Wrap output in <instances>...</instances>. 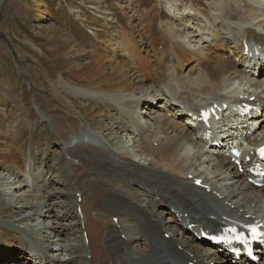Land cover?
<instances>
[{"label": "bare ground", "instance_id": "bare-ground-1", "mask_svg": "<svg viewBox=\"0 0 264 264\" xmlns=\"http://www.w3.org/2000/svg\"><path fill=\"white\" fill-rule=\"evenodd\" d=\"M192 2L196 4L194 0ZM207 5L209 6H206L204 1L200 3L203 8L206 6L214 10L212 5L215 4ZM154 12L158 14V18L165 17L160 11ZM207 13L200 11L211 28L217 25L226 26V22L229 24L232 21V25L229 24L228 27L232 28L231 32L236 41L233 42L232 38L228 37L226 40L220 39L217 32L212 30L205 35L207 29H201L199 25H191L190 31L195 29L197 32L188 33L184 30L190 21H187V15H181L179 19L183 24L178 26L180 34H177V42H169L166 37L163 38L153 31L160 33L156 29V20L147 13L142 22L153 30L142 26L129 32L128 27H123L120 32L117 31L119 38L115 44L104 43L103 48L107 49L109 45L111 50L101 52V48L97 47L89 51L85 69L77 75L75 82L66 80L61 76L62 73L58 75L60 76L57 77L58 86L72 98L94 102L106 97L116 100L117 112L109 114L110 121L105 120V126L100 123L93 130L123 133L126 138L118 140L120 145L125 148V144L132 142L136 154H140L145 160L142 161L141 158L136 160L137 156H133L134 151L122 150L121 146L118 147L112 140H109V146L95 145L80 136L87 134L80 133L75 140L68 142L65 150L69 156L68 165L72 167L74 177L77 179L70 181L68 185V190L72 191V196L67 201L70 208L61 212L54 209L59 207L52 205V209L44 210L42 215L31 213L32 208L46 209L49 193L33 192L36 190L35 183L29 180L30 177L35 179L34 175H30L34 170L30 164L27 166L28 169L23 166L22 170H19L21 159L19 156L15 157V154H18L20 149L16 148L14 154L8 150L6 155L9 166L19 171L12 170L9 178L5 177L8 174L0 177V189L7 193V199L0 201L13 203L18 198L22 200L32 197L31 206L21 205L17 208L22 210L20 214H24L19 221L31 220L37 223L38 219L44 218L49 224V220H54L50 226L40 222L33 226L34 228L6 226L10 227L8 228L10 231H15L18 240L21 241L14 250L21 254L20 257L14 255L7 263L24 264L22 260L31 255L35 258L34 264H75L76 260L79 264H241L228 258L224 251L207 248L204 240L198 237H201L202 233L221 229L232 221L249 223L256 220L258 224L264 226V192L245 182L246 176L239 173L230 162L228 150L225 148L207 150L190 122L186 121L188 119L186 114L209 103L211 105L227 103L230 107V103L234 105L248 103L256 108L249 113L247 119H240L241 124L244 125L246 133L248 129L258 125L249 142L251 145L264 143V80L258 81L253 77L255 67L253 71L248 72L251 76L249 77L238 65L239 62L242 66L246 65L247 56L245 58L243 56L245 45L251 47L249 44L255 43L264 46V34L260 33L264 32L261 30L264 29V0H246L245 3L239 2L235 6L230 4L219 13L213 12L214 16ZM114 16L118 26V19L121 17L115 14ZM245 23L250 25L246 27ZM255 28L260 32L255 31ZM53 31L56 29L53 28ZM167 32L172 34L168 29ZM116 34L114 37H117ZM196 34L201 35L198 37ZM210 36L212 38H207ZM59 39L56 37L54 40ZM194 39L202 44L212 39L211 42L214 41V44H208L202 50H194L192 42ZM78 50L88 51L80 47ZM120 50L127 56L122 63L117 60ZM66 53L67 50L62 52ZM225 53H228L230 59H223ZM59 55L61 54H51L50 57L54 61ZM166 63H170V66H166ZM186 67L188 69L186 75H180L179 73L186 70ZM89 70L96 72L91 78L83 77ZM105 70L108 72V79L123 77L125 80L120 79L109 84L102 82L98 75L107 74ZM133 73L136 74V78L132 76ZM133 80L139 84L138 87H133ZM235 81L239 82V87L235 86ZM164 82L168 84L165 87L169 101L177 105L170 106L166 111L160 105L161 99L156 85ZM173 82H177V85H173ZM145 83L151 84L152 97L131 99L128 93L133 94L137 90L138 93H143ZM105 86L112 88L107 90ZM190 94L194 96L190 97ZM250 97H254V102H249ZM151 101H158L159 105L148 114L157 115L156 125L148 129L137 114L141 105ZM120 103L122 108L119 107ZM162 110L164 114H159ZM91 112L86 111V121L98 116L103 117L99 112L95 115ZM110 123H113L114 127ZM227 123L230 121L218 126L225 129ZM195 125L201 128V125ZM132 128L133 130H130ZM99 133L104 137L106 135L101 131ZM127 134L131 135L129 140ZM221 140L222 146L229 147L235 143L225 138ZM110 146L113 148H109ZM212 151L215 154H208ZM250 151L253 149L248 150L245 155L250 157ZM211 157L216 160L213 169L216 172L225 171V177L214 170L213 172L207 168L203 170L201 165L205 163L204 159ZM32 158L34 162V155ZM242 165L246 164L242 162ZM56 172H59V168ZM189 175L192 176L191 181L188 179ZM55 177L52 175L48 179ZM197 179H201V184L210 191L196 187L194 183ZM27 208L32 209L31 212H26ZM57 212L60 214L59 217ZM165 216L167 220H164ZM66 218L73 220L72 227L67 228L60 224ZM67 231L80 234L79 240L75 237L73 241L69 240V243L52 244L49 237L56 238ZM33 232L39 233V237L33 236ZM44 233H48V237H40ZM84 233L83 239L81 235ZM23 236L29 237L26 239ZM74 242L79 244L76 245ZM1 244L0 253L3 247H9V243ZM76 251L79 254L84 253L81 259L74 255ZM10 253L13 255V250ZM261 258L259 264H264V255Z\"/></svg>", "mask_w": 264, "mask_h": 264}, {"label": "rangeland", "instance_id": "rangeland-1", "mask_svg": "<svg viewBox=\"0 0 264 264\" xmlns=\"http://www.w3.org/2000/svg\"><path fill=\"white\" fill-rule=\"evenodd\" d=\"M194 1L196 4H193L192 0H0V7H3L0 12V177L8 174L5 177L9 178L13 171L18 172L22 170L23 166L28 169L27 166L30 163V166L34 170L30 175L33 176L37 173L36 176H38L39 174H43L42 183L38 179L30 177L29 182L34 181L36 183L34 185L36 190H33V192L41 194L42 191H45V193H49L47 197L50 196L46 203V209L44 207H36L32 208L33 210L31 209V212L30 208H27L26 212H35V214L39 213L43 215L42 212H45L44 210L47 209H52V205L59 207L54 209L60 210L61 212L62 210H69L70 206H67V201L72 196V191L68 190V185L70 181H77V179L74 177L72 167L68 165L69 156L66 155L65 150L68 142L75 140L77 135L85 133L87 136L80 134L85 140H88L85 137L89 135L91 141L96 138L99 141V139L102 140V137H104L99 135V131H101L102 134H106L104 137L105 143L102 144L109 146V140H112L118 147L121 146L118 140H124L126 137L123 133L119 134V131L111 133L110 130H105V132H103V129L98 131L93 130L100 123L102 126H105L106 121H110L109 114L117 112L118 105L116 104V100L113 101L111 100L112 97H106L107 99L101 98V101L95 100L94 102V100L83 101L82 99L72 98L65 93L66 91L63 88L58 86L57 77H60L58 75L62 73L61 76L66 80L71 81V83L75 82L74 79L77 78V75L81 74L85 69L84 66L88 61L89 51H93L97 47L101 48V52L111 50V46L109 45L107 49L103 48L104 43L109 42V44H115L116 39L119 38L118 34L121 28L128 27L129 32L142 26L149 29L150 27L142 22L147 13L156 20V29L163 35L152 28L150 29L159 36L166 37L169 42H177V34H180L178 26L183 24L179 19L181 15H187V21H190L184 30L188 31V33L191 31L197 32L195 29L190 31L189 27L191 25H199L201 29L204 26L198 16H193L189 12L192 10V6L197 9L199 14L203 10L208 12L209 15L214 16L213 12L219 13L230 5L227 2L226 6H224L221 1L217 2V0ZM202 1L206 3V6H209L207 4L211 3L215 4L212 5L214 10L206 6L205 8L200 6ZM232 2L236 4L235 1L232 0ZM220 7L221 9H219ZM153 10L160 11L165 17L158 18V14ZM171 10L173 12H169ZM114 14L121 17V19H118V26H116L118 22ZM203 19L206 20L204 17ZM231 22L229 23L230 25H232ZM245 25L247 27L250 24L245 23ZM53 28L56 31H53ZM167 29L172 34H169ZM213 29L212 27V31H215ZM218 29L222 30L221 27ZM118 30L119 32L117 33ZM261 30L264 31V29ZM229 31L222 30L221 33L224 32L225 34L223 36L225 37H231V34L228 35ZM115 34L117 37H114ZM200 35L197 36L199 37ZM56 37L60 39L54 40ZM194 41H192L194 50L205 49L204 46L206 47V43H197L196 39ZM79 47L88 51L81 52L78 50ZM65 50L68 53L62 54ZM58 53L61 55L53 61L50 55ZM203 53H205L204 50ZM118 55L117 60L121 63L127 57L122 50L119 51ZM170 63H166V66L169 67ZM67 67L70 68L66 70ZM187 71L188 69L186 67V70L179 74L185 76ZM95 72L94 70H89L86 76L83 77L91 78ZM105 72L107 71L105 70ZM122 75L124 74L122 73ZM98 76L100 81L108 82V84L120 79L125 80L123 77H116L113 80L108 79V72L107 74H99ZM132 76L136 78L135 73ZM80 84L83 83L80 82ZM172 84L177 85V82H173ZM156 85H158V96L161 99V105L165 102L163 106L167 105V108L162 106V108H165L163 110H168L170 106H177L176 103L172 104L169 101L168 91L165 87L168 84L164 82ZM134 86L138 87L139 84H136L133 80ZM144 86V94L138 93V90L134 92L135 94L128 93L131 99L137 100L139 97V100L144 98L150 99L153 95L152 87H150L151 84L145 83ZM235 86H240L238 81H235ZM71 87L73 88V86ZM105 87L107 90L112 88L111 86ZM193 96L194 94H190V97ZM176 99L177 96H175ZM119 107L122 108L121 103ZM163 110L161 114H164ZM86 111H92V115L99 112L103 114V117L98 116L86 121ZM143 113L144 110H141V114ZM156 116L154 114L149 119L146 118L143 121L144 126L148 129L154 128V125H156L155 120H157ZM110 124L114 127L113 123ZM16 148L20 149L17 152L18 154H15V157L19 156L21 159L19 162V170H13L9 166L6 155L8 150L14 154ZM90 148L96 149L94 146H90ZM110 148H113V146H110ZM120 148L135 152L132 142L125 144V148H123V145ZM33 155L35 157L34 162L32 161ZM133 156H137L138 159L136 158V160L140 158L142 161L145 160L143 156L136 154V152ZM51 166L52 168H50ZM201 166L203 170L207 168V170L213 172L211 162L208 161ZM57 168H59V172L55 173ZM52 175L54 177L57 175V177L53 178L54 180L48 179ZM6 194V192L0 189V200H6ZM19 200L21 199L18 198L13 203H3L0 201V221H3L0 223V246H2L1 243H9V247L4 248L11 249L13 252L18 247V244L20 245V240H18V235L15 231H10L8 229L10 227L7 228L6 226H15L14 224H17L16 226L24 225L26 227H33L39 222L45 226H50L54 220H49V224L44 218L38 219L39 221L37 223L31 220H28V222H20L19 220L24 217V214H20L22 210L17 208L21 205L31 206L32 197L22 199L23 201L21 200V202ZM57 213L59 217L60 214L59 212ZM164 220H167V218ZM71 223H73V220L66 218L60 224H64L68 228L72 225ZM73 229L76 228L73 227ZM33 234L36 233L33 232ZM46 236L48 237V233L40 235V237L44 238ZM75 237L79 240L80 234L67 231L59 237L53 238L51 236L49 238L51 242L57 244L60 242L69 243ZM82 238L84 239V237ZM74 244L77 245L79 242H74ZM15 253H17L16 257L19 258L21 254L18 251ZM83 254H79L76 251L74 255L81 259ZM13 258L14 255L11 253L2 252L0 254V264H10L7 262ZM17 258H15L16 261L18 260ZM30 261L31 263H29ZM22 262L24 264H33L34 259L29 256L27 259L22 260ZM75 264H79V261L76 260Z\"/></svg>", "mask_w": 264, "mask_h": 264}, {"label": "snow or ice", "instance_id": "snow-or-ice-1", "mask_svg": "<svg viewBox=\"0 0 264 264\" xmlns=\"http://www.w3.org/2000/svg\"><path fill=\"white\" fill-rule=\"evenodd\" d=\"M260 155H261L262 157H264V149H261V151H260ZM232 231H234V230H232ZM252 231H253V233H255V229H253Z\"/></svg>", "mask_w": 264, "mask_h": 264}, {"label": "water", "instance_id": "water-1", "mask_svg": "<svg viewBox=\"0 0 264 264\" xmlns=\"http://www.w3.org/2000/svg\"><path fill=\"white\" fill-rule=\"evenodd\" d=\"M2 9H3V7L1 6V7H0V12L2 11Z\"/></svg>", "mask_w": 264, "mask_h": 264}]
</instances>
